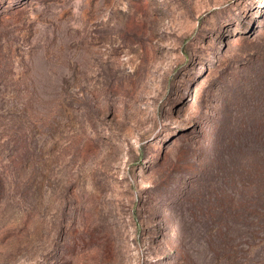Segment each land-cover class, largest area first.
<instances>
[{
    "label": "rangeland",
    "instance_id": "obj_1",
    "mask_svg": "<svg viewBox=\"0 0 264 264\" xmlns=\"http://www.w3.org/2000/svg\"><path fill=\"white\" fill-rule=\"evenodd\" d=\"M249 129L264 0H0V264H264Z\"/></svg>",
    "mask_w": 264,
    "mask_h": 264
},
{
    "label": "trees",
    "instance_id": "obj_2",
    "mask_svg": "<svg viewBox=\"0 0 264 264\" xmlns=\"http://www.w3.org/2000/svg\"><path fill=\"white\" fill-rule=\"evenodd\" d=\"M235 150L238 153L244 150L247 155L259 156V159L264 168V132L260 133L255 129H249L243 136V143L241 145H238V148H236ZM224 179L225 175L222 181H224ZM250 203H252V199L250 200ZM201 207L203 208L202 205ZM253 208L259 214H254L250 219L251 225L250 230L248 229V232L256 241V239H258L259 237H264V189L262 193H260V195H256L253 198ZM204 218L207 219V216L201 213V220L204 221ZM203 221L201 222V236H205L209 240L217 239L218 241V227L212 221Z\"/></svg>",
    "mask_w": 264,
    "mask_h": 264
}]
</instances>
